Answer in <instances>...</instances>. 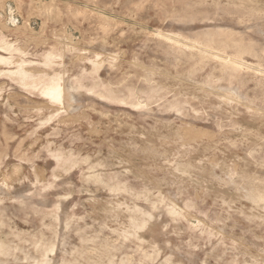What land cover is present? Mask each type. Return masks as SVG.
<instances>
[{"label":"rangeland","instance_id":"obj_1","mask_svg":"<svg viewBox=\"0 0 264 264\" xmlns=\"http://www.w3.org/2000/svg\"><path fill=\"white\" fill-rule=\"evenodd\" d=\"M261 195L264 0H0V264H264Z\"/></svg>","mask_w":264,"mask_h":264},{"label":"bare ground","instance_id":"obj_2","mask_svg":"<svg viewBox=\"0 0 264 264\" xmlns=\"http://www.w3.org/2000/svg\"><path fill=\"white\" fill-rule=\"evenodd\" d=\"M161 9V8H160ZM155 15V14H154ZM158 19V18H157ZM239 19V18H237ZM161 21V20H160ZM164 24V23H163ZM159 25V24H158ZM247 25V24H246ZM250 26V25H249ZM261 30V29H260ZM262 33V32H261ZM8 43V42H7ZM185 43V42H184ZM14 46V45H13ZM18 51V50H17ZM195 51V50H194ZM211 52V51H210ZM222 54V53H221ZM220 58H222L221 56H219ZM240 53H238L236 56L234 57H230L228 60H226V63L227 65H230L231 66V69L232 70H238L240 67H241V60L242 58H240ZM246 58V57H245ZM225 59V58H224ZM252 59V58H251ZM255 62V61H254ZM246 70V69H245ZM20 75V74H19ZM27 75V74H25ZM60 75V74H59ZM50 78V77H49ZM49 78H47L46 76L45 77H41V76H22L21 79L24 80V81H27L29 83H32L34 89H39L41 92L44 90H48L49 88L52 90L53 89H61L62 88V84L60 83V81L58 82H55L56 85H54V83L49 87L46 83H48L49 81ZM201 78V77H200ZM52 79H55V77H53ZM174 79V78H173ZM20 80V79H19ZM206 82V81H205ZM237 86V85H236ZM214 87V86H213ZM230 87V86H229ZM59 89V90H60ZM230 89V88H229ZM235 90V89H234ZM64 92V93H63ZM62 95L61 97L65 99V86H63L62 88ZM239 95V93H238ZM73 96V95H72ZM172 98V97H171ZM229 100V99H228ZM232 102V101H230ZM239 102V101H238ZM219 109V108H218ZM232 109V108H231ZM251 110V109H250ZM249 111V110H248ZM159 122V121H158ZM164 124V123H163ZM188 124V123H187ZM186 124V125H187ZM245 131V130H244ZM208 140V139H207ZM211 140V139H210ZM239 141V140H238ZM149 147V146H148ZM213 152V151H212ZM142 153V152H141ZM190 153V152H189ZM185 154V153H184ZM188 161V160H187ZM232 170V169H231ZM235 171V170H234ZM232 172V171H231ZM230 177V176H229ZM229 179V178H228ZM259 183V182H258ZM242 188V187H241ZM254 189V188H253ZM249 192V191H248ZM176 194V193H175ZM176 196V195H175ZM254 198V197H252ZM251 198V199H252ZM261 200L264 201V195H261L260 196ZM255 199V198H254ZM258 199V198H257ZM258 201V200H257ZM252 202V201H251ZM260 202V200H259ZM178 254V253H177Z\"/></svg>","mask_w":264,"mask_h":264}]
</instances>
